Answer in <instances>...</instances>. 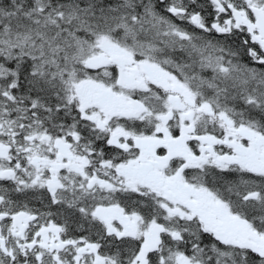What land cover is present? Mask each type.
<instances>
[{"label": "snow or ice", "instance_id": "obj_1", "mask_svg": "<svg viewBox=\"0 0 264 264\" xmlns=\"http://www.w3.org/2000/svg\"><path fill=\"white\" fill-rule=\"evenodd\" d=\"M0 264H264V0H0Z\"/></svg>", "mask_w": 264, "mask_h": 264}]
</instances>
